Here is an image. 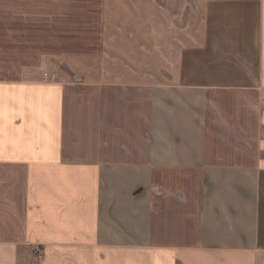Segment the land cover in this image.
<instances>
[{"label":"crops","instance_id":"crops-1","mask_svg":"<svg viewBox=\"0 0 264 264\" xmlns=\"http://www.w3.org/2000/svg\"><path fill=\"white\" fill-rule=\"evenodd\" d=\"M0 4V264H264V0H204L164 61L75 29L73 79L15 77L30 0Z\"/></svg>","mask_w":264,"mask_h":264},{"label":"rangeland","instance_id":"rangeland-1","mask_svg":"<svg viewBox=\"0 0 264 264\" xmlns=\"http://www.w3.org/2000/svg\"><path fill=\"white\" fill-rule=\"evenodd\" d=\"M203 2L204 0H30L27 37L29 64L21 67L19 75L15 77L67 79L76 74L84 76L88 71L86 63L100 62V57L79 59L64 54L59 57L52 51L55 41H62L67 46L77 45L79 41L83 44L85 39L79 38L75 29H81L79 34L87 33L86 28L90 27L88 24L97 30L102 27L105 29L108 48L122 49L117 55L111 51L115 55L113 57H120L122 60L149 59V51L157 47L158 59L164 61L166 45L181 43L183 15L189 17L191 34L197 31L203 13ZM5 8V5L0 4V13L4 14ZM78 14L89 21H79L83 25L80 27L75 19H69V23L63 21V31L55 37L54 25L60 23L55 18L59 15L64 19L77 18ZM4 25L5 22L0 20V27ZM5 39L4 36L0 37V60L4 61L6 56L9 57L2 45ZM7 69L17 72L16 68L8 66ZM25 264H38V258L32 256Z\"/></svg>","mask_w":264,"mask_h":264},{"label":"built area","instance_id":"built-area-1","mask_svg":"<svg viewBox=\"0 0 264 264\" xmlns=\"http://www.w3.org/2000/svg\"><path fill=\"white\" fill-rule=\"evenodd\" d=\"M37 256H38V258L41 257V250H37Z\"/></svg>","mask_w":264,"mask_h":264}]
</instances>
